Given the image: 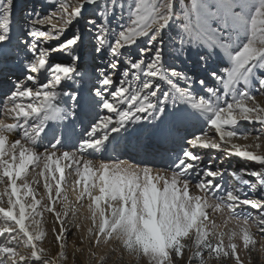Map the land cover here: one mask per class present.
<instances>
[{
    "label": "snow or ice",
    "instance_id": "snow-or-ice-1",
    "mask_svg": "<svg viewBox=\"0 0 264 264\" xmlns=\"http://www.w3.org/2000/svg\"><path fill=\"white\" fill-rule=\"evenodd\" d=\"M15 7L0 0V112L14 121H0V264H63L77 218L91 223L79 238L89 259L116 238L150 264H180L186 249L188 264L205 253L242 264L237 233L225 246L207 210L242 224L246 249L249 219L264 235V171L220 167L235 156L264 168V154L232 142L245 122L264 134V0H43L18 31ZM101 153L111 162L86 158ZM45 214L56 258L38 243Z\"/></svg>",
    "mask_w": 264,
    "mask_h": 264
},
{
    "label": "rangeland",
    "instance_id": "rangeland-1",
    "mask_svg": "<svg viewBox=\"0 0 264 264\" xmlns=\"http://www.w3.org/2000/svg\"><path fill=\"white\" fill-rule=\"evenodd\" d=\"M43 0H15L16 7L13 11V17H12V27L15 28L17 31L20 28V25L23 23V17L26 15L28 11H31L32 8L38 7ZM175 4L177 8L179 7V0H175ZM48 11L47 8H44L41 10L42 15L46 14ZM90 12V9L86 7L85 10V16H87ZM54 23L57 21L54 20ZM173 31H175V28H173ZM54 60L57 59V56L53 57ZM12 80H15V77H11ZM118 82V79H117ZM209 86H211L212 81L209 80ZM203 94V93H201ZM263 97V98H262ZM2 99V98H1ZM25 103L30 102L29 98H25ZM256 102L260 103L262 106H264V96L257 95L256 96ZM2 104H0V109H2ZM2 112H0V118L2 117ZM240 129L243 130H249L250 131L249 136L245 137L243 135H239L238 138L233 139V143H236L241 146H246V150L254 151L259 154H264V134H259L260 125H249L247 122L243 123L239 126ZM209 131V137L217 139L219 138V134L214 133L211 129ZM259 135V140H255L254 137ZM259 144L260 146L257 148L256 144ZM217 156H219V153H216ZM205 155V162L207 163V159L211 155V153L208 150L204 151ZM233 158H235L241 166H244L245 164L251 163L246 162L243 158L238 157H231L230 159H227L223 162V164L220 165L221 170L227 168L230 165V162H233ZM236 162V161H234ZM237 162V163H238ZM255 163V162H254ZM30 167V166H29ZM223 182L227 184L225 177H223ZM5 185L0 184V192L4 190ZM38 192L41 191V185H38ZM191 191V190H190ZM39 198V197H38ZM252 198H259L258 194ZM6 197L2 202H0V206H6ZM209 218L214 220L217 225V231H223L225 233L223 242L224 245L227 246L229 243L228 240V234H230L232 231H235L237 235L233 238L232 242L237 245V255L240 257V260L242 261V264H264V235H262L255 224H253L252 219H249V230L253 233L254 239L257 241V243L254 246H249V248H245L242 240V224H238L236 219H230L228 217L227 211L225 210V215H219L220 212H213L211 209H208ZM249 212L252 213V215H256L255 210L248 209ZM44 229H45V238L38 242L39 246L44 248L46 250V253L53 258H56L59 256V243L56 242L53 239V230H51L48 224V219L46 216H44ZM76 221H81V219H76ZM82 224V222L80 223ZM58 231V230H57ZM87 230H79L75 227V225H72L70 227L69 234L67 236V247H66V259L63 261V264H100V257L102 255H105L107 253L106 259H104L103 264H150V261L147 257H137L134 254L124 250L121 246V243L118 239L113 238L111 240L108 250L102 249V246L105 244H101L100 247L97 249L102 250V253L97 254L95 258L89 259L87 249L89 247V244L85 240L83 243L80 241V237L86 236ZM74 240V241H73ZM77 249L83 250V255L80 251H77ZM96 248H93V251H97ZM110 249H115V251H109ZM22 253H27V249L24 247H21L19 249ZM73 253H75V256H73ZM190 255V252L186 249L184 259L180 261V264H188L187 257ZM204 258L206 261V264H236L235 257H221L219 259L212 257L209 258L207 253L204 254ZM191 264H199V260L192 261Z\"/></svg>",
    "mask_w": 264,
    "mask_h": 264
},
{
    "label": "bare ground",
    "instance_id": "bare-ground-1",
    "mask_svg": "<svg viewBox=\"0 0 264 264\" xmlns=\"http://www.w3.org/2000/svg\"><path fill=\"white\" fill-rule=\"evenodd\" d=\"M1 98L2 97H0V99ZM0 121H4V122H7V123H13L14 122L11 118H6L3 115L0 118ZM9 138H10V140H15V139L20 138V136L17 133H13V134H10V137ZM65 150H68V149H65ZM39 151H43V149H39ZM86 158L93 160V163L94 164H98L101 160H103L106 163L111 162L110 159H106L105 158V156H104L103 153L97 154L95 156H88ZM119 159L120 160L128 161L129 163H132V164H135V165H139L141 167H144V166L151 167V168H153L154 172L157 171V170H159V171H162V172L170 175V170L168 169L167 165L165 163H162V162L145 163L141 157H136L133 154H119ZM232 160H233V162H230V165L228 166V170L230 172L232 170H257V171H264V168H262L258 163L251 162V163L245 164L244 166H241L240 163L235 158H233ZM234 161H236V162H234ZM32 170H33V168H32V166H30V172ZM35 171H39V169H35ZM57 175H59V174H57ZM224 177H225V180H226L227 184H232V185H234L236 187H239L238 182L235 181V179L232 176L226 174ZM77 178L78 177H76L75 175H73L72 177H70L71 180H74V179H77ZM245 178H249V177H245ZM29 179H31V175L29 176ZM40 179H41V183H40L41 189H42V191H44V189H43V183H42L43 178H40ZM254 196H256V195H254ZM254 196H252V197H254ZM69 198L70 199H74V196L72 195L70 189H69ZM57 207H58V205H57ZM80 212L82 214H86L84 208H81L80 209ZM225 213L223 211V212H220L219 215L222 216V215H225ZM45 216L48 219V222H49L48 224L50 225L49 228L52 230V224H53L54 217L52 215H49V214H45ZM72 219L73 218L71 216H69V220H72ZM77 219L79 220V218H77ZM217 221H216V223H217ZM81 222H82V224H80ZM76 223H78V224L81 225L80 228H79V230H87V228L91 226V223H90L89 220L76 221ZM56 228H57V230L59 228L58 222L56 224ZM110 246H111L110 244H105L104 246H102V249L108 250ZM96 253L97 254H99V253L101 254L102 253V250L97 249Z\"/></svg>",
    "mask_w": 264,
    "mask_h": 264
}]
</instances>
